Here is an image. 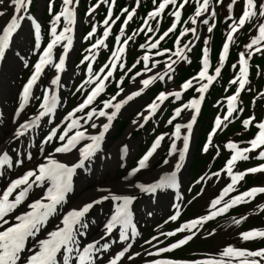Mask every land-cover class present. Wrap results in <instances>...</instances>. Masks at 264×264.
Returning a JSON list of instances; mask_svg holds the SVG:
<instances>
[{
  "label": "snow or ice",
  "instance_id": "1",
  "mask_svg": "<svg viewBox=\"0 0 264 264\" xmlns=\"http://www.w3.org/2000/svg\"><path fill=\"white\" fill-rule=\"evenodd\" d=\"M5 0H0V4H4ZM33 0H8V3L12 9L10 13L0 12V17L7 15V19L4 23L0 24V60H3L7 51L10 48V41L14 36H19V30L22 28V22H30V35H34L35 48H41V24L37 22V19L30 12V8ZM102 0H97V4H94L88 8V12L91 13L100 4ZM237 0H231L227 4L226 8L228 15L225 19L233 21L229 24V30L226 33V37L223 41L222 48L219 52L218 66L214 69V74H209V48L206 46L208 38H204L205 47L202 48L201 56V67L199 71L189 79L185 80L178 86V90L174 91H160L155 99L147 104L148 115L142 116L141 118L147 120L149 116L156 112V110L166 101L169 97H173L179 100L181 93L187 89L192 88L194 85H198L196 91L197 97H194L187 101L186 104H181L180 107L174 109V116L170 118L169 122L174 119L175 116L181 114L182 109H191L189 113L190 119L184 125L176 124L175 130L171 133L173 137H181V128H185L188 132H191L194 122H196L197 114L200 111L201 102L204 99L205 92L209 89L210 85L217 79L221 73V69L224 66L226 56L229 52L230 44L234 40V34H239V31L243 29L245 24L252 18L257 17L260 19L258 27L256 29L257 35L250 38L249 43L244 46V51H241L238 60L239 71L233 80L229 83H236V87L233 94L226 96L224 99L227 102V110L221 115L217 114L214 118L213 126L208 132L206 141L202 146L201 151L207 153L213 143V137L218 134V131L226 126L229 119L235 118L236 111H243V109H237V104L241 90L245 88L248 82V61L252 57L253 53H260L264 51V2L259 0H243V6L241 14L238 19L233 20L234 4ZM74 0H62V6L59 11H56L51 16L49 40L46 46H43V50L38 53V59L33 65L31 74L27 81L23 85L22 91L19 93L20 101L19 106L15 109L16 115L21 113L25 105L29 102L30 96L33 94V86L37 84L46 66H52L55 68L56 75L50 79V86H55L60 81L59 73L64 69L66 54L72 47L73 37L72 24L76 19L75 10L73 7ZM139 3V0H136ZM177 0H159L156 4V0H153V7L147 13V17L144 18V24L141 27L148 25L150 18H155L160 15L168 5H175ZM221 0H216V4H220ZM187 0H181L180 6L176 7L171 13L174 20L170 27L159 36V38L152 43L141 44L140 47H148L149 49H157L160 41L165 39L169 33H171L177 26V21L181 18V9L185 7ZM48 11H53V0H48ZM122 12L126 13L125 23L121 25V34L124 33L125 25L128 20L132 19L136 8L133 7L131 10L121 9ZM210 14L215 17V10L210 8V0H196L195 9L188 19L192 25L197 24V18L203 16V14ZM108 14H112V5H109ZM61 18L63 20V27L58 30L57 25L60 23ZM104 34L101 38L96 39L90 48L96 49L97 46H102L104 38L109 34L110 24L107 21L104 22ZM115 23V21H112ZM158 24L159 21H156ZM203 24L207 25V31L211 33L213 26L208 20H203ZM96 25H92L91 30L84 37L85 40L92 37L96 33ZM187 33H192L193 41L196 38L197 29L196 27H184L181 28L179 36L174 41L175 50L164 48L158 49L153 53L155 56H164V68L166 72L157 71L154 74L147 75L146 78H142L136 85V91H131L129 94H125L124 98L117 101V96L120 92H124L121 88L120 92L112 96L108 100L102 101V107L99 109L90 108L85 113L84 123L89 124L90 128L96 129L94 134H89L86 130L81 129V123L79 117L75 113L80 112L93 104V101L99 96L105 89V81L112 75V69L117 66V60L121 57V54L126 51L125 46L132 40L129 36L124 39L122 43H119L121 36L116 37L118 42L116 47L113 48L111 57L112 67L107 69L101 68L99 72L92 74V64H88V72L91 74V79L82 83H91L92 80H96L97 77L101 76L102 73L106 72L104 78L97 80L94 87L87 93V95L79 102L76 107L71 109L63 117L61 124H64L63 130L57 132V128L61 124H57L52 127L51 130L41 141V144L45 141L52 142L53 138H57V143L52 149L51 153L42 157L41 163L36 165L34 168H30L23 172V174L17 176L15 179H11L7 183L6 187L0 190V225L4 227L0 229V264H58V253L63 256V264H100V261L96 259V256H103L108 252L110 245L108 242L97 241L87 243L79 248L80 241L78 236L84 235L87 228L90 225L86 222V214L89 213L93 206H99L105 201H110L112 210L110 216L103 223V233L101 235V241L104 237H109L113 234L114 230L118 232V239L123 242L121 250L115 252L111 258L106 259V264H118L122 257H125L126 253L129 252L131 244L128 243L130 238H134L138 235L137 227L133 223L131 205L137 200L138 196L136 193L130 194H118L116 190H110L105 188H96L95 195L87 198V202H82L80 206L73 208L66 213H62L61 225L54 231L47 233V237L39 239L35 242V250L30 254L27 253L26 241L29 237H35L49 219L50 216L54 215L59 206H62L69 194L74 193L73 188V176L80 169L88 170V164L96 157L97 153L102 150V142L105 139V134L108 132L112 125L114 118L117 117L118 112L122 106L132 101L134 97L139 96L145 91L150 85L156 81H164L165 78L168 81L173 79L170 74L173 72L174 66L181 61L187 62L186 53L190 50L188 44L181 46V37ZM150 39V38H149ZM63 42V43H62ZM56 45L62 47V53L58 57V62L53 64L52 51ZM172 52L171 56L166 54ZM173 57L175 59H173ZM95 59L94 55H85L81 60V63ZM142 60L144 62L143 72L151 73L153 69L157 68L160 63L158 60H151L147 52L144 53ZM139 62V61H137ZM151 63V68L148 64ZM119 67H125L124 64L118 65ZM132 67H135L133 64ZM232 67H236L233 65ZM141 72L135 73L136 77H139ZM135 77H133L134 79ZM123 77H121V80ZM80 86H78L79 88ZM259 95V94H258ZM264 99V96H261ZM57 93L50 91L49 87L43 89L42 99L38 104V111L31 119H25L23 122H19L12 133V139L18 140L30 129H34L35 126L41 124L42 118H45L47 122L51 123L48 119L57 108ZM117 101V102H113ZM220 102L218 101L217 104ZM106 109L108 111H106ZM140 115L139 113L137 114ZM94 116L106 118V122L97 125V122L93 120ZM255 122L254 116H249L242 121L244 129L249 128L250 124ZM138 121L134 120L133 124H137ZM256 123L258 131L256 134L247 141V147H238L236 142L229 140L225 143L224 147L231 150L229 158L224 163L223 167L217 172H213L208 177L209 179L221 178V173L226 174L229 177V182L226 183L215 195L211 198L208 203V211L205 214L199 215L195 218L189 219L184 223H181L174 231H168L161 233L167 237H172L177 233L181 234V238L169 244L166 248L160 247L156 251L163 253L178 249L181 246L186 245L187 242L192 240L197 233L201 231V226L208 220L227 212L231 207L236 206L242 202H248L258 193L264 194V186H253L247 190L240 192L236 195L229 196L236 190V186L242 182L243 178L247 174H254L257 172L264 171V164H259L254 167H249L244 170H235L234 167L238 161L250 159L249 153L258 151L257 158L264 159V120H260ZM165 133L157 135L152 144L138 159L136 165L127 172L126 176L123 177L127 181V187L129 189L138 190V194L148 195L156 194L158 190L164 189H176L177 173L180 171L185 154L189 148V135L183 134L182 136V147H178L176 139L170 141V146L167 151V155L163 160L165 165L169 164L168 157H172L174 153H178V159L175 160L174 167L171 171L160 176L159 179H154L152 182H139L138 180L133 183L129 178H136V174L140 173L141 170H146L150 167L151 158L153 157L156 150L161 146V141L165 137ZM86 141V142H85ZM43 151V148H41ZM75 153V154H74ZM55 154H61L63 156H72L73 159L69 161H62L57 159ZM31 153H26L21 158L19 152L10 155L8 151L0 152V168L11 169L13 166H23L24 160H31ZM4 173L0 172V176ZM31 178V179H30ZM205 177H201L200 181L204 180ZM37 188L42 191V195L39 198L34 199L30 204L27 205L28 210L22 212L19 215H14V222L9 224L8 216L13 213V209H16L18 205L25 200L29 192ZM203 191V189H201ZM200 193H197L199 196ZM11 198L10 197H13ZM228 197V199H225ZM174 207V214L168 217L169 221H174L180 214L181 205L176 204ZM258 208L264 209V204L257 206ZM246 216H241L239 219L233 220L234 224H239L245 220ZM85 230V231H82ZM215 229H212L206 234L211 236L215 233ZM187 232V234H184ZM130 233V235H129ZM239 238L245 242L255 240L257 238H264V228H253L241 232L238 234ZM153 240L156 237L152 238ZM148 243V241H145ZM139 253H133L127 256L128 260H131L134 256H138ZM150 255V254H149ZM75 257L73 260L72 257ZM146 264H264V248L256 250H249L247 248L235 247L233 245H227L220 250L216 256L209 257L200 260H183V259H153L147 261Z\"/></svg>",
  "mask_w": 264,
  "mask_h": 264
},
{
  "label": "rangeland",
  "instance_id": "2",
  "mask_svg": "<svg viewBox=\"0 0 264 264\" xmlns=\"http://www.w3.org/2000/svg\"><path fill=\"white\" fill-rule=\"evenodd\" d=\"M6 1L7 0H5L4 4H0V12H7L9 10L8 7L6 6ZM33 1H37V3H38L40 0H33ZM82 1L84 2V0H82ZM44 2H45L44 10L47 11L48 0H44ZM103 2L104 1L102 0V2L100 4H98L97 7L91 13L88 12V8L89 7L86 9L87 10L85 12L86 13V18L89 20L90 23H93L95 21V19L98 17V14H99V12L101 10V6H102L101 4ZM236 5H238V0L236 2ZM37 6H38V10L36 8V11L40 12V9H39L40 5L38 4ZM61 6H62V0H53V8L57 7L58 11H59ZM80 7L84 8L82 4H81ZM117 9H118V7L115 9L116 13H115L114 17L111 20H110V18H107V20H106L107 23L110 24L111 26L109 28V34L107 36V40L106 41L104 40L105 45L101 47L102 51L100 52V55L103 54L105 56L106 53H108V54L111 53V51H110L112 49L111 47H113V44H115V33H116L115 32V25H116L118 19L114 20V18H115L116 14H117ZM187 10L188 9H187V4H186L185 7H184V15H183L184 18L187 15L186 14ZM36 11L34 13H36ZM80 11H82V10H80ZM136 12H137L136 17H137L139 15V13H140V10L136 9ZM43 13H41V14H43ZM158 17H160V15H158L155 18H150V21L148 22L149 24L146 26V27H148L147 28V32L150 33L152 31H154V23H155V21H157ZM42 18H43L42 21L45 22V24H48V22H46L44 20V19H46V16L45 17L42 16ZM47 19H48V17H47ZM113 20L115 21V23H112ZM203 20H205V19H203ZM206 20L210 21V18L206 19ZM259 22H261L260 19H259L258 23ZM247 24H248V22L245 24L243 29L239 31L238 35L235 34V38H237V39L240 38V36H241L242 32L244 31V29L246 28ZM95 25L97 27V31H96V33L93 34L92 37H90L91 44L95 43V40L101 38L103 36V34H104V27H105L104 21L102 23H95ZM62 27H63V20L61 18L60 28H62ZM191 27H196V29L198 28L197 24L196 25H192V23L190 22V25L188 26V28H191ZM60 28H58V30ZM199 29H200L199 33L203 34L204 38L207 37L208 40H209L210 39V33L209 32H207V33L204 32V30H203V21L201 22ZM256 29L250 34L247 42L244 43V46L247 43H249L251 37L257 35ZM208 33H209V35H208ZM85 34H86V32H85ZM188 34H189L188 37L184 36V44L186 43L187 39L188 40H187L186 44H188L189 40L193 36L192 33H188ZM129 36L132 37V40L126 45V47H125L126 51L124 53H122V55H121L122 60H121V63H119V65L126 63V66H125V70H126L127 67L129 66V65L127 66V62L129 63L130 56L135 51V49H137V51L132 56L131 61H135L138 58V61L140 63H142V64L137 67V70H135V71H133V72H131L129 74V80L130 81L128 80L126 82V84H125V80H123L124 78L121 80V77H123V72L125 70L121 71L122 68L120 69V67L118 68V71L120 70L119 72H115V73H113L111 75V77H108V80H107V83H106L107 84L106 87L108 88V90L106 91V93H102L99 96L100 97V100H99V103H100L99 107L100 108L103 106L102 105V101L108 100L107 97H105V96L108 94V91L110 89L112 90V87L115 85L114 83L116 81L120 82L119 83V85H120L119 88L120 89L121 88L124 89V92H120V90H119L120 95H121V93L124 94L128 90H130L131 85L136 83L135 81H139L140 79H142V78H144L146 76L147 72H143L142 71V69L144 68V62L142 60V57H143L144 53L142 51H140V50L144 49V51L149 54L150 61L153 60V59L160 61V63L157 65V68H160V69H157V70L153 69V70H155V72L162 71V69L164 68L165 58H163V56H155V55H153V53L155 51H157L159 48H157V49H149L147 46L144 47V48L136 46L137 43L139 42V38L140 37H139V35H134V34L131 33L130 25H129V30L126 29V30H124V33L121 34L120 43H122L123 40L127 39ZM22 37H24V36H22ZM149 38L147 40V43L155 42L153 37H149ZM202 41H204L203 38L201 39L200 43ZM46 42H47V40L44 41V43H46ZM88 42L89 41H86L85 45H82V47L80 46L81 48L78 50V52L76 54L77 60L75 59L74 65H80V66L81 65H85L86 61L84 63H81V60L83 58V54L81 53V50L85 46L89 45ZM244 46H243L242 50H244ZM139 48H140V50H139ZM194 48H197V47L193 46L186 53L187 62L181 61L180 63H178V64H176L174 66L175 69H173V72L170 73L173 76V79L171 81H168L165 78L167 80L168 84H164L163 85V87H162L163 90L162 91L171 90V89L178 90V86L180 84H182L180 82H183L185 79H188L189 77L194 76L196 74V72L199 71V68L201 67V63H200L201 57H197L195 61H192L193 60V54H191V53L194 52ZM58 50H59V52H61V46H58ZM87 51H88V54H89L90 51L88 49H87ZM35 53L38 54L39 50L37 52H35ZM59 54H61V53H59ZM88 54H86V55H88ZM108 54L106 55V58H107ZM201 56H202V54H201ZM30 59H31V63L24 67L23 81L27 80L28 75L31 73L33 65L37 61L38 57L35 55V56L30 57ZM173 59H175V58L173 57ZM251 60H252V57L248 61V64H249V68H248V82H247L245 88L241 90V93H240V96H239V100H238V104H237V109H243V111H236L235 112V118L234 119H229V121L227 122L226 126L218 131V134L219 133L222 134L223 132H225L226 128L230 127L233 123H235L237 121L242 123V121L245 118L249 117V115H250V100L253 97H249V95H248V101H246L245 100V92H249L250 89L252 88V86H254V84L250 80L251 79L250 76H251L252 67L255 68L256 65L253 66ZM99 61H95V62H99ZM190 62H191V65L194 64L195 62H198L200 64L198 69H197V71L194 72L193 68L191 67L184 73L183 77L179 79V75L176 72V70H178L180 67L182 68V67L190 64ZM235 65H236V67L235 68L233 67L234 72H235L234 76H236L237 72L239 71V69L237 70V64H235ZM96 66H98L97 63H96ZM148 67L151 68V63L148 64ZM21 68L23 70V65L22 64H21ZM97 71H98V69L96 71H93V74H95ZM137 72H141V75L139 77L135 76V73H137ZM79 73H80V70H79V68L76 67L75 68V74H79ZM132 73H134V74H132ZM209 74H214V72L212 71L211 66L209 68ZM105 75H106V72L102 73L101 76L96 78V80H92V82L89 83L86 88H85L86 83H81L82 80L79 81V83H81V86H80L81 89H83L84 91L85 90H89L91 85L95 84L97 82V80L103 78V76H105ZM21 76H22V72H21ZM133 77H135V78L133 79ZM221 78H222V76L219 75L217 77V79L215 81H213V83L210 85L209 89L205 92L204 99L201 102L200 111L197 114L198 123L200 121L201 124L200 125L197 124L196 136H195L196 143H195V146L193 148L192 155H191L192 161L194 160V156L197 155L196 152H198V151H200L202 149V146H203V144L206 141L207 134L211 130L212 126H213L212 125L213 124L212 121L214 122L213 118L215 117V115L217 113V109H219V107H220V110H219L218 114L222 115L227 110V102H226V100L224 98L226 96H228V95L233 94L231 92V89H232V87L235 86L236 83H229V81H231V80L228 79V80H226V81L224 80L223 82L220 83L221 89H222V87L227 86L226 87L227 89L225 91H223V89L222 90L220 89V90L217 91V93L215 95L213 94V92L210 95H208V92L210 91V89L213 88L216 84H218L219 81H222ZM78 79L76 80V82L78 81ZM48 80H49V78H48ZM82 82H86V80H84ZM160 83L161 82L158 81L155 85H152V87L151 86L149 87L150 90L148 92L150 93V95L147 98V100L143 102L142 105L139 106L138 105L139 101H136V103H133L130 107H128L127 110H126V107H125L121 111L122 113H125L123 115V117H122V115H120L119 117L116 118V120H121L119 118L122 117V121H120L118 123V125H119L118 127L114 128L113 134L110 137V142H108L107 147H106L105 162L100 166V170L104 174H106L108 177H110V178L114 177L115 179H122L124 177L125 173L130 171L131 168H133L136 165L137 160L139 159V157L152 144V142L154 141L155 137L157 135H160L161 133H165L166 135L164 137V142L162 143V145L158 149V154H157L158 156H156V158L152 161V169L157 170V169L161 168L164 165L163 160L165 159V156L167 155V151H168L169 146H170V141L172 139H175L171 135V133L175 130V125L176 124H181V125L183 124L184 125L182 119L184 118V116H186V114L189 111V109H182L181 110V114L179 116H175L174 119H172L171 122H169V120H170L171 117L174 116V109L175 108L179 107L181 104H186L187 101L190 100L194 95L196 97L198 96V93L196 91V88L198 87V85H194L192 88L187 89L184 92H182L179 100H177V99H175L173 97H169L166 101L163 102V104H161V106L156 110V112L153 113L143 123V125H142L143 127L141 125H140L141 127H137L136 126L135 129L133 131H131L130 136L124 142H121V140L124 139V137L126 135V131L130 127V124L133 122V120H135V118H138V117L141 118L142 116H146V112L148 110L146 106H147V104L151 103L155 99V96L159 93L157 91L160 89V88H158ZM236 86H238V85H236ZM45 87H46V85H45ZM262 90L263 91H262L261 95L264 96V87H263ZM40 91L42 93L43 89L40 90ZM40 91L37 92V95H39V96H37V99L34 101V107L31 109L33 111L36 108H38V104H39L40 100L42 99V94L40 93ZM172 91H174V90H172ZM1 94L4 97H7L9 95V92L8 91H3V92H1ZM119 96H117V98ZM206 96H207V98H209L210 96L211 97H210L209 102L205 104L204 100L206 99ZM19 100H20V97H19L18 101L15 102V104H14L15 106H16V103L17 104L19 103ZM81 101H82V99L79 102H81ZM218 101L220 102L219 104H217ZM254 101H255V99H254ZM113 102H117V101H113ZM204 104H205V108L207 106V112H206V114H203L201 116V110H202V108H204ZM253 104H255V103L253 102ZM12 107L9 106L8 109H11ZM244 107H245V109H244ZM71 108L72 107H70V105H68V104L66 105V103H65L62 106V108H61L60 116L64 117ZM90 108H94V105L92 107H88V108H86V109H84V110H82L80 112L75 113V115L80 116L81 117V121L84 122L85 113ZM210 111H211V114L209 115ZM251 112H252V115H253V113L255 112V109L252 108ZM138 113L140 114L139 116L137 115ZM208 115H209V117H208ZM96 118H97V116H94L93 120H96ZM208 120H209L208 124L211 125V127H207L206 129H204L205 124H206V122ZM140 121L143 122L144 119L141 118ZM163 121H167V122L164 123L165 125H162L159 128V130H158V127L160 126V123L161 122L163 123ZM139 124H140V122L138 123V125ZM63 127H64V124H62L60 126V128H59V130L57 132L62 131ZM83 127H84V129H88L90 126H89V124L84 123ZM235 128H237V127H235ZM7 129L8 128L6 127V125H3V130L4 131L0 132V144L6 138L5 131H7ZM203 129H204V131H202ZM247 129H249V128H247ZM247 129H244V127L243 128L242 127H238V129H236V131H235V134H230L223 141H219L218 137H217L218 135L215 134L214 137H213V143H212L209 151L207 153H203V154L204 155L206 154L208 156L210 155V158L214 159L213 157L218 158L216 156H218V154L220 153V152L219 153L217 152L219 150H226L228 152H231V150H229V149L224 147L225 143L227 141H229V140H232L233 142H236L238 147H247L248 146L247 145V141H249V140H245L244 141V138H238V136L239 137L240 136L244 137L245 136L244 133H245V131H247ZM43 133H45V131L42 132L41 135ZM181 133H182L181 135H183V134L188 133V131L185 128L182 127L181 128ZM41 141H43V140L40 139V136H39V141L35 145L36 146V150L40 154V156L42 155V153L44 151V150L41 151V148H43L42 144H41ZM56 141H57V138L55 137L53 147L55 146V143L58 142V141L57 142ZM45 142H47V141H45ZM123 143H125V146L129 147V150H131V152H130L129 159H128L127 163L125 165H123V166H120V165H117V164L119 163L118 158H119V154L121 153V148H122V144ZM53 147H51V148L49 147L47 153L51 152ZM228 152H224V154H222L223 157L225 158L224 163L227 160L226 157L227 158L229 157L228 156L229 155ZM257 154H258V152L252 153V154L249 153L248 155L250 156V159H248V166L244 167V166L240 165L237 162L235 167H234V171L235 170H244L246 168L254 167V166L259 165V162L257 163L255 161V159H258L257 158V156H258ZM110 157H112L113 159H111ZM198 157H200V155H197V158ZM210 158L208 157V159H210ZM93 160H96V159L94 158ZM93 160H92V162H90L88 164V170H87L88 172L91 170L90 167L95 165L93 163ZM112 163H114V165H116L115 168H113ZM192 163L193 162H191V164ZM199 164H200V160L197 159V164L193 168V170H190V168H189L188 176L191 177V178L188 181H190V180H192V181H190L189 184L187 183L186 187L187 186L189 187L190 185H192L193 181L197 177V174L200 173L203 170V169H200V168L197 169ZM25 170H27V164L19 167L17 172L18 171H25ZM82 170H84V169H82ZM88 172L85 173L84 175H89ZM90 172H91L90 175H92V178L96 177L97 170H95V168H92V170ZM259 174H261V173H259ZM90 175H89V177H86V176L85 177H80V180L77 181L76 192H75L74 195H76L77 193L81 192L84 189V187L87 186V184L90 182V179H91ZM247 175L243 178L242 182H240L236 186V190L234 192H232V193H229V196L236 195V194L242 192L243 185H244V182H245V178L247 177ZM209 176H210V174L208 172H206V173H204L202 175V177H205V179L202 181V184H203V186L207 185L206 187L203 188V191H201V189H202L201 185H197L196 186V185L193 184V186L191 187L190 191L188 193L186 192L187 198L192 200V202H189L187 204L188 206H186L185 209H184V202H183L182 207H181L182 208L181 221L184 220V218H195V217L203 214L204 212L206 213L205 210L208 208L207 205L210 202L211 198H213L215 195H217L219 190L226 183L229 182V177L226 174H224V173H221V178H219V179H209L208 178ZM198 180H200V178L197 179L196 181H198ZM205 180H209L210 183L209 182L208 183L205 182ZM39 192H40V194H42V191L40 189H39ZM197 193H200V195L197 196ZM34 194H36V193H34ZM74 195H71L70 199H74L75 198ZM225 199H228V197H225ZM150 200L151 199H148V198H140V199H138L136 201V208L138 209V214H139L138 216H139V218L142 221L143 227H145V226H147V227L145 228L144 233L141 234V235H143L142 236L143 239L141 238L142 241L139 240V242L137 243V245L135 247L136 249H135L134 252H130V253L125 255V258L123 259L122 264H140V263H143L144 260L149 258V257H147V253H149L152 250V249H149V245H150L149 242L145 243V241H149V238L152 235L157 234L159 229L163 228L165 233H166V232L170 231L171 229H173L174 227H178L180 225V223H181V221L177 222L176 220H174V221H169L168 220V217L173 213L172 212L173 210L168 211L166 206H163L161 209L155 208L154 206L152 207V206H150V203H149ZM183 200H184V194H183ZM170 201H171V199H170ZM263 201H264V199H260V200H258L255 203L256 206H254L255 204L252 205L250 207L249 213H257L258 211H260L261 208H258L257 206H259L261 204H264V203H261ZM173 204H174V202H173ZM145 205H146V207H145ZM108 207L112 209V205H111L110 201H105V202L102 203V205L94 207L93 213L91 215H93V217H95L97 219L98 223L101 224L102 221H100V219H101V217H103L106 214L105 211L108 209ZM246 209L247 208H244L243 210H246ZM141 210L144 211V212H140ZM241 216H247V214H243V215H241V214L227 215L225 217H222V218L218 219L216 221V223L213 222L214 225L212 227H208V226L205 227V224L207 223V221H206L201 226V231L198 234H200L199 236H201V234H204L206 232H210L212 229H215L216 230L215 233L213 235H211V237L209 238L210 241L211 240L213 241L212 243L216 244L215 249H218V248H221V247H225L227 245H238L240 247H246L247 248V246H248L247 243L248 242H245V241L241 240L239 238V235H238L240 233L239 230L246 229L245 226H242L244 220L241 221L239 224H234L233 223V220L239 219ZM89 219H90V217H89ZM148 225H149V227H148ZM261 226H264V220H263ZM90 231H92V228L90 229ZM113 233L116 234L117 231H114ZM106 238H108V237H106ZM106 238H104V239H106ZM162 239H163V241L161 242V245L164 244V243H169V242L173 241L175 238H172V237L170 238V237H167V236L163 235ZM194 243H196V242H194ZM192 246H197V243L196 244H188L187 245V247H188L187 249L190 250ZM133 253H139V255L138 256H134L131 260H128L127 256H129V255H131Z\"/></svg>",
  "mask_w": 264,
  "mask_h": 264
},
{
  "label": "bare ground",
  "instance_id": "3",
  "mask_svg": "<svg viewBox=\"0 0 264 264\" xmlns=\"http://www.w3.org/2000/svg\"><path fill=\"white\" fill-rule=\"evenodd\" d=\"M8 6H9V11H7L6 13H10L12 11L9 3L7 2ZM75 7L78 5V2L76 0H74ZM37 19V16H35ZM7 19V15L4 17H0V24L4 23L5 20ZM37 22L40 23L39 20H37ZM41 24V23H40ZM74 27V23L72 24V29ZM43 30V29H42ZM24 31V32H23ZM22 34L21 36H24L20 42L21 45L24 43V46H21L22 50H26V52L23 55H18L16 52H12L11 55L9 57H5L3 60H0V74L2 72H4L3 78H0V92L3 91H8L9 95L7 97H4L2 94V98H3V103L6 107H9L11 105L14 104L15 101V95H16V89L13 88V86H16L17 88V82L19 81V77H20V73H21V64H20V60L21 59H25V55H28L27 53L29 52L30 49L28 48V42L30 43V37H27V35H25L26 33H30V29L28 27V25L23 24L22 25ZM19 44V45H20ZM72 47L69 50V52L67 53V57H71L73 54V49H74V43H72ZM71 54V55H70ZM70 59V58H69ZM7 60V61H6ZM11 65V69L10 68ZM6 66V67H5ZM47 67V66H46ZM45 67V68H46ZM66 67V65L64 66ZM70 72V70H69ZM46 73V72H45ZM44 73V74H45ZM66 68H64L60 73V81L57 85L55 86H50V81H49V89L50 91H58V93H61V97L59 101H61L62 99L65 98L66 95V83L64 82V79H66L64 76H67V80H68V74H66ZM56 75V72L54 71L52 78ZM45 81L44 77H40V79L38 80L37 84L33 86V93L36 90V88H38L41 84H43V82ZM69 87V86H67ZM138 90L136 87V84L133 85L130 90H128L126 93L122 94V96H120L119 99L124 98L125 94H129L131 91H136ZM36 96V95H35ZM1 98V96H0ZM34 95L32 94V96H30L29 98V102L25 105L24 109L21 110V113L19 115H16L15 111L11 112V115H7V114H3L2 115V120L4 122V124L6 125V127L8 128L6 131V139L4 141H2L1 145H0V152L2 151H10L11 155H13L14 150H6L9 149L11 147H14L15 145V141L12 139V133L15 129V127L17 126V124L19 122H23L25 119H31L36 113L32 114L30 112L31 106L34 102ZM1 102V99H0ZM140 103V101L138 102ZM4 110H6L4 108ZM106 111H108L106 109ZM192 110L190 109L187 113V115L185 116V118L183 119V123L186 124L187 120L190 119V115L189 113ZM148 114V110L146 112V115ZM48 119L51 120V123L47 122V120L45 118H42L41 120V124L39 126H35V131L33 132V134L31 135V138L29 139L28 143L25 144V146L19 150L20 154H21V158L23 159V155L26 153H31L32 158L30 161V164L28 165V169L30 168H34L36 165H38L39 163L43 162L42 160L40 162H37V154L34 151V143L36 138L38 137L39 133L46 128H52L55 127L57 124H59L61 122L60 119V115L59 112L56 110L53 112V114L51 115V117H49ZM140 117L135 118L136 121L141 122L140 121ZM134 121V120H133ZM97 125L99 127V125L103 122H106V118L104 117H98L96 119ZM137 124H133V122L130 124V127L128 128V130L126 131V135L124 137V139L121 140V142H124L131 134V131H133L135 129V127L138 125ZM193 131L194 128H192ZM89 134H94L97 130L96 129H92L89 128L88 130H86ZM114 131L113 128H110L108 130V132H106L105 134V139L102 142V150L99 151L95 157V162H94V166L92 168H95V170H97L96 173V177L92 176L90 177V182L87 184L86 187H84V189L77 193L75 195V199H73L72 201L69 202L68 204H63L62 206L58 207L57 212L50 216L49 219L44 223V225L42 226L41 230L38 233V238L39 239H44L47 237V233L50 231H53V229L55 230L56 228L60 227L61 225V219H62V213H66L67 211L76 208L78 206L81 205L82 202H87V198L90 196H94L95 195V189L96 188H105V189H110V190H116L118 194H130V193H136L138 195V190H134V189H129L127 187V181H125L124 179H115L114 177H108L106 174H104L101 170H100V166L105 162V147L107 146L108 142H110V134L111 132ZM182 136L180 138H176V143L177 146L180 147V145L183 146L182 144ZM86 142V141H85ZM119 143V142H118ZM123 145V144H122ZM127 151L126 150V146H124L122 148V152L120 154L121 158L119 159V163L117 165H124L126 163V160L128 159L127 156ZM157 151V150H156ZM48 153H45L44 155H47ZM75 154V153H74ZM187 154V153H186ZM57 159H61L62 161H69L72 160L73 157L72 156H63L61 154H55ZM111 159H113L112 157H110ZM156 158V157H155ZM178 153H174L172 157H169V164L167 165H163L161 168L154 170L152 169V162L150 163V167L146 170H141L140 173L136 174V178H129V180H131L133 183H135L137 180L139 182H152L154 179H159L160 176L164 175L165 173L169 172L172 170V168L174 167L175 164V160L178 159ZM186 159V158H185ZM184 159V160H185ZM25 161V160H24ZM112 161V160H111ZM97 163V164H96ZM24 164V163H23ZM113 168H115L116 165H114V163H112ZM18 166H13L7 173H4L3 176L0 178V190H2L3 188L6 187L7 183L10 182L11 179H15L17 178V176L23 174V172H20L18 175L14 176L13 172L15 170V168ZM92 170V169H91ZM80 170H78L79 172ZM179 173V174H178ZM177 173V183H178V187L175 189V191L171 192V195L175 197V203L176 204H181L182 203V191L184 188V179L186 180V176H187V169L185 170L184 167V161L182 164V167L180 169V171ZM76 174H74L75 176ZM126 176V175H125ZM31 179V178H30ZM34 189V188H33ZM32 189V190H33ZM31 190V191H32ZM168 194H164V197L160 196L159 198H155L154 204H165L167 203L168 199L170 198ZM40 197V194H37V196L34 197V199H37ZM14 198L13 197H10ZM32 199V201L34 200ZM31 201V202H32ZM30 202V203H31ZM29 203V204H30ZM28 203L24 201H22V203L20 205L17 206V208L15 209L14 213L11 215V217L9 218V223L14 220V215H19L24 211H27ZM208 208L205 210L207 211ZM108 218V217H107ZM106 218V219H107ZM105 219V222H106ZM3 226V225H2ZM47 226V227H45ZM103 228L100 229H96L94 230L93 234H84L79 236L78 240L80 241V245L79 246H84L87 243H91L93 241H97V244L101 242V235L103 233ZM85 240V242H84ZM119 240H116L115 242H118ZM120 242V241H119ZM131 242V239L128 241V243Z\"/></svg>",
  "mask_w": 264,
  "mask_h": 264
},
{
  "label": "trees",
  "instance_id": "4",
  "mask_svg": "<svg viewBox=\"0 0 264 264\" xmlns=\"http://www.w3.org/2000/svg\"><path fill=\"white\" fill-rule=\"evenodd\" d=\"M227 1V0H226ZM225 1V2H226ZM219 38H220V31H219V28H218V30H217V42H219Z\"/></svg>",
  "mask_w": 264,
  "mask_h": 264
}]
</instances>
